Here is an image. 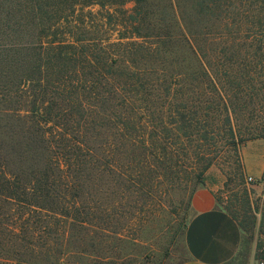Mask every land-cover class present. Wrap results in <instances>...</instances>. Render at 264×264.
I'll list each match as a JSON object with an SVG mask.
<instances>
[{
    "label": "trees",
    "instance_id": "16d2710c",
    "mask_svg": "<svg viewBox=\"0 0 264 264\" xmlns=\"http://www.w3.org/2000/svg\"><path fill=\"white\" fill-rule=\"evenodd\" d=\"M243 34L264 37V0H0L5 234L26 239L34 213L83 226L100 206L102 189H110L103 177L126 178L132 169L139 176L150 158L173 172L174 151L161 142L169 129L166 113L173 116L170 128L183 132L175 136L180 143L182 135L194 137L200 119L198 139L208 140L207 118L215 110L195 109L196 102L162 103L181 80L179 53L206 49L201 41ZM147 116L149 137L142 122ZM223 121L235 135L230 116ZM194 155L203 164L197 175L203 182L212 158ZM120 164L123 173L116 171ZM233 200L250 209L241 195ZM221 206L245 231L247 214L243 222L241 208ZM16 214L19 226H7Z\"/></svg>",
    "mask_w": 264,
    "mask_h": 264
},
{
    "label": "rangeland",
    "instance_id": "374dc122",
    "mask_svg": "<svg viewBox=\"0 0 264 264\" xmlns=\"http://www.w3.org/2000/svg\"><path fill=\"white\" fill-rule=\"evenodd\" d=\"M201 43L206 49L179 53L181 80L162 103L168 107L188 101L196 102L195 109L198 105L214 107L207 118L211 122L208 140L198 139L200 119L194 122L193 138L182 135L180 143L174 142L178 132H183L170 128L173 116L167 112L169 129L161 142L174 151L173 172L150 158L139 176L133 169L126 178L115 173L104 176L110 189H102L97 196L100 206L92 209L83 226L34 213L26 239L16 240L0 227L5 235L0 234V264H178L187 256L185 227L193 212L194 195L202 187L213 191L219 205L241 208L243 222L244 214L248 216L242 248L228 264H258L264 259V136L260 135L264 132V37L243 34ZM184 113L194 117L190 111ZM227 115L235 135L224 124ZM145 120L149 116L142 120L149 137L151 125ZM195 151L212 158L203 182L197 176L203 164L197 162ZM116 171L123 173L121 164ZM244 188L247 193L242 196ZM235 194L248 199V211L233 200ZM84 203L89 204L87 199ZM16 216L7 218L6 225L18 227ZM1 223L5 226L4 217Z\"/></svg>",
    "mask_w": 264,
    "mask_h": 264
},
{
    "label": "crops",
    "instance_id": "0c3cea01",
    "mask_svg": "<svg viewBox=\"0 0 264 264\" xmlns=\"http://www.w3.org/2000/svg\"><path fill=\"white\" fill-rule=\"evenodd\" d=\"M185 227L186 258L178 264H228L239 254L246 234L239 222L219 203L208 187L192 200Z\"/></svg>",
    "mask_w": 264,
    "mask_h": 264
},
{
    "label": "built area",
    "instance_id": "2783aa9c",
    "mask_svg": "<svg viewBox=\"0 0 264 264\" xmlns=\"http://www.w3.org/2000/svg\"><path fill=\"white\" fill-rule=\"evenodd\" d=\"M258 264H264V259L260 260Z\"/></svg>",
    "mask_w": 264,
    "mask_h": 264
}]
</instances>
